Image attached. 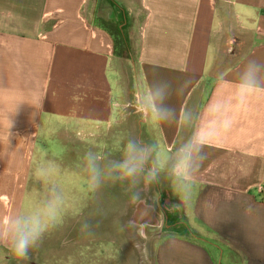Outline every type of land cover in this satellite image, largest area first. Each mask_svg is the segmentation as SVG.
Segmentation results:
<instances>
[{"label": "crops", "instance_id": "1", "mask_svg": "<svg viewBox=\"0 0 264 264\" xmlns=\"http://www.w3.org/2000/svg\"><path fill=\"white\" fill-rule=\"evenodd\" d=\"M104 1L116 12L107 14L100 27L89 11L90 0H0V195L10 193L6 178L26 172L29 131H34V142L42 131L43 140L65 144L71 147L69 154L83 160L89 150L107 155V146L120 159L123 129L137 130V139L157 146L150 163L161 174L158 182H141L138 200L120 188L115 207L108 209L117 220L103 233L112 235V246L125 241L128 250L121 256L134 258L131 264H144L149 256L152 264H222L223 259L226 264H264V93L243 105L234 99L244 64L250 59L264 62V0ZM230 18L236 19L235 27L227 25ZM108 26L117 29L119 42ZM235 34L243 40L252 36L253 42L215 76L219 57ZM137 38L136 57L116 54L117 46L134 50ZM164 81L170 85L167 106L181 112L190 108L196 117L192 124L142 123L140 106L123 116L122 106L135 92L146 100L148 86ZM217 102L231 126L205 148L191 191L179 193L183 233L166 226L161 236L157 227L163 215L169 218L166 200L173 198L176 187L167 174L177 165L175 150L207 123L209 106ZM95 130L103 131L102 137H94ZM105 130H114V135L108 138ZM69 170L72 176L87 177L78 166ZM63 171L60 166L58 173ZM87 200L86 216L92 209ZM142 203L144 215L136 216L140 225L130 226ZM96 206L94 217L101 219L105 205ZM2 210L0 202V215ZM183 211L195 222L192 230L184 228L188 221ZM148 212L158 226L139 220ZM148 228L157 237L150 251L140 250L131 243L147 239Z\"/></svg>", "mask_w": 264, "mask_h": 264}, {"label": "rangeland", "instance_id": "2", "mask_svg": "<svg viewBox=\"0 0 264 264\" xmlns=\"http://www.w3.org/2000/svg\"><path fill=\"white\" fill-rule=\"evenodd\" d=\"M89 11L93 17H95L96 24L101 27L103 26L104 17L107 14L113 15L116 9L110 4H106L104 0H90ZM227 25L235 27L237 25L236 19L233 21V19L230 18ZM109 28L110 31H112V38L116 41L120 40L117 29L113 26ZM228 34L230 37V33ZM234 38L233 41H230L224 47L227 49H225L223 55L219 57V65L214 72L215 76L220 75L222 70L232 64L235 57L237 59L240 52L243 51V48L253 42L252 36L243 40L242 35L235 34ZM133 45L134 50L132 51L127 50L125 47L122 48L117 46L116 54L124 58H128L132 55L136 57L138 49L140 48L139 38H137V41H133ZM134 86V81L130 80L129 87L134 88ZM139 98H141V95L139 94L137 96L135 92V96L122 106L123 116L138 110L139 104L137 99ZM93 132L94 137H100V135L102 137L103 131L95 130ZM33 134L34 131L27 132L28 139L23 167L24 170L26 169L24 173H28L27 176L24 177V173H22V177L5 179L7 184L10 182L11 189L9 194L4 193L0 195V202L3 207L0 215V224L7 225L10 218L41 213L43 211V204L52 187H55L57 192L61 194L62 202L57 216L50 223L38 245L30 249L28 258L26 260H18L12 254L8 246L0 244V264H131L134 258H123V256H121L122 251L126 252L128 250H126L125 241H116L112 246V235L105 236L103 233L104 228H107L111 223L115 222L114 220H117L114 216V210L108 209L110 206L113 208L115 207L117 201L115 199L118 195L117 191L120 188H126L127 190V184L109 183L98 191L93 192L90 189L87 177H75L70 175L72 171L69 169L73 165L78 166L80 169H84L82 158L67 152L71 147L62 143L57 144L56 142L52 143L50 140H43L41 136L42 131L40 132V138L34 142ZM104 134L108 138H111L114 135V130H105ZM137 134V130L123 129L122 135L124 139L122 150L128 139H137ZM109 148L114 147L107 146V155H104L102 151L95 152L101 158L102 163H106L108 161L107 159H114V156L110 154ZM30 150L31 155L26 160V155H29ZM164 153L168 154L165 149ZM117 159H119V156H117ZM35 165L39 166L37 171H33ZM60 166L64 171L58 173V168ZM85 189L87 193L83 194ZM100 190L102 191L99 192ZM73 191H79L80 193L75 194ZM179 193L180 191L175 187L173 198L171 196L169 200H166L168 203L167 205L171 206V209L169 218L163 215L161 219L162 224L157 227L158 230L162 232L161 236L165 235L164 232L168 230L166 226L171 229L175 228L174 230L177 232L180 230L179 226L181 223H179V221L181 216L177 209L178 206L176 205V200L180 199ZM157 197H159V195H157L156 198ZM83 198L85 199V203L88 201L87 199L90 198V208L92 209L87 216V211L83 209ZM98 203L105 205L100 209L105 210L101 211V219L94 217L95 214H97L96 209H98V207L96 204ZM142 206L143 203L139 208ZM183 215L185 216V221H188L184 228L192 230L194 228V220L191 218L189 212L185 214L183 211ZM135 218L136 216H134V219ZM85 222L90 225L87 230L82 227ZM133 222L139 225L136 221L133 220ZM151 230H153V228L147 229V239H138L131 244H138L140 250L146 251L148 249L150 251L155 236L151 234ZM179 232L182 231L180 230ZM105 240L107 241V249L102 251L103 242H105ZM232 258L235 259L234 257ZM141 262L140 260V263ZM221 262L222 264H226V259H223V261L220 260V263ZM147 263L152 264V258L150 256L148 259H145L144 264Z\"/></svg>", "mask_w": 264, "mask_h": 264}, {"label": "clouds", "instance_id": "3", "mask_svg": "<svg viewBox=\"0 0 264 264\" xmlns=\"http://www.w3.org/2000/svg\"><path fill=\"white\" fill-rule=\"evenodd\" d=\"M167 81L160 86H148L147 99L141 97L138 115L142 123L154 121L157 124H192L196 118L190 108L185 107L183 112L175 107L167 106ZM256 93H264V62L250 59L239 72L234 88V99L238 105H243L249 97ZM210 117L201 128L193 131L175 150L177 165L168 171L179 191L190 192L200 165L205 159V148L210 141L226 132L231 126V120L224 117L222 103L210 105ZM155 144L144 143L142 140L130 138L127 140L120 159L101 162V158L89 150L83 157V168L87 174L90 189L95 192L106 184H127V190L133 200L140 198L139 185L151 184L159 181L161 169L151 164V158L156 151ZM177 167L180 173L177 174ZM62 196L55 187H52L43 204V211L38 214H29L23 217L10 218L7 225L0 224V244L9 247L18 260H26L30 249L36 247L47 231L50 223L59 212ZM130 226L135 222L130 221ZM82 227L87 230L90 225L85 222Z\"/></svg>", "mask_w": 264, "mask_h": 264}, {"label": "bare ground", "instance_id": "4", "mask_svg": "<svg viewBox=\"0 0 264 264\" xmlns=\"http://www.w3.org/2000/svg\"><path fill=\"white\" fill-rule=\"evenodd\" d=\"M141 205V204H140ZM140 209H142V208H137V210H136V214H135V216H137L138 214V216H140V217H143V215H144V211L142 210V212L140 211ZM152 209V208H151ZM152 213L154 212V210H150ZM151 212H148V216H146L144 219H143V223L145 222V223H147L148 225H150V223H149V220H153V222H155V225H157L158 226V224H157V221H156V218H155V216L153 215V214H151ZM147 213V212H146ZM147 215V214H146ZM142 219V218H141ZM140 219V220H141ZM147 220V221H146ZM142 223V224H143ZM141 224V225H142ZM140 225V224H139ZM152 226L154 225V224H151ZM156 226V227H157Z\"/></svg>", "mask_w": 264, "mask_h": 264}, {"label": "built area", "instance_id": "5", "mask_svg": "<svg viewBox=\"0 0 264 264\" xmlns=\"http://www.w3.org/2000/svg\"><path fill=\"white\" fill-rule=\"evenodd\" d=\"M30 155H31V150H30V152H29V155H26V160H27V158L30 157Z\"/></svg>", "mask_w": 264, "mask_h": 264}, {"label": "flooded vegetation", "instance_id": "6", "mask_svg": "<svg viewBox=\"0 0 264 264\" xmlns=\"http://www.w3.org/2000/svg\"><path fill=\"white\" fill-rule=\"evenodd\" d=\"M134 216H135V215H134ZM133 220L136 221V222L138 221L137 218H135V219H133ZM139 220H140V219H139ZM141 220H143V219H141ZM146 221H147V220H146ZM143 224H145V222H144Z\"/></svg>", "mask_w": 264, "mask_h": 264}]
</instances>
